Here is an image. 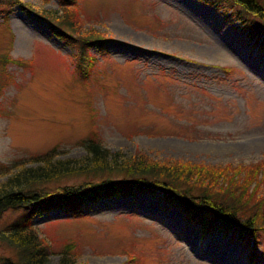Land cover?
<instances>
[{
    "label": "rangeland",
    "instance_id": "1",
    "mask_svg": "<svg viewBox=\"0 0 264 264\" xmlns=\"http://www.w3.org/2000/svg\"><path fill=\"white\" fill-rule=\"evenodd\" d=\"M22 1L58 12L65 4ZM77 3L85 23L109 36L104 52L89 49L98 59L96 68L89 64L90 79L76 77L77 44L48 20L17 3L0 10V54L27 64H0V81L10 79L0 89V181L53 147L58 158L81 157L83 140L96 131L104 146L126 155L260 163L264 194V35L250 32L222 0ZM222 34L232 49L222 47ZM84 209L80 216L60 207L32 216L51 239L53 263L71 242L83 264H125L130 252L137 258L129 264H264V233L255 242L233 229L204 228L159 190L101 196ZM16 215L5 211L0 225Z\"/></svg>",
    "mask_w": 264,
    "mask_h": 264
},
{
    "label": "trees",
    "instance_id": "2",
    "mask_svg": "<svg viewBox=\"0 0 264 264\" xmlns=\"http://www.w3.org/2000/svg\"><path fill=\"white\" fill-rule=\"evenodd\" d=\"M64 1L61 12L33 5L32 9L22 0H0V10L8 12L17 3L27 12L48 20L53 32L77 44L73 61L79 70L76 77L90 79L94 71L89 64L96 68L98 59L89 49L95 46L100 53L104 52L109 36L85 23L78 0ZM221 5L230 7V14L239 18L250 32L264 35V0H222ZM9 61L27 65L25 59L0 54L1 65ZM225 70L228 72L230 68ZM8 78L3 76L2 80L7 82ZM93 134L97 135L96 131L83 140L86 154L81 157L58 158L53 147L34 153L30 159L35 164H22L0 181V219L5 211L18 212L0 225V264H83L77 260L71 242L53 263L51 239L32 224V216L53 207L80 216L87 201L101 196L131 195L137 190L161 191L165 200L201 220L204 228L233 229L241 236L251 235L255 242L258 234L264 233V194L257 178L260 163L222 166L155 158L141 150L126 155L104 146ZM70 177L79 179L59 183ZM253 181L255 184L250 188ZM131 257L125 264L134 261L137 255L130 252L128 258Z\"/></svg>",
    "mask_w": 264,
    "mask_h": 264
},
{
    "label": "bare ground",
    "instance_id": "3",
    "mask_svg": "<svg viewBox=\"0 0 264 264\" xmlns=\"http://www.w3.org/2000/svg\"><path fill=\"white\" fill-rule=\"evenodd\" d=\"M220 37H221V44H222V47L224 48V49H232L231 48V46H230V44H229V42L227 41V38L222 34V36L220 35ZM251 146H253V145H246V147H251ZM137 194H141L140 192H137ZM148 195V194H147ZM130 197H131V195H129ZM132 196H134V195H132ZM188 243H189V245L190 246H192L193 247V243H192V241L191 240H189L188 241ZM225 253V252H224ZM218 261H220V262H222L223 263V261H222V259H220L217 255H215L214 256Z\"/></svg>",
    "mask_w": 264,
    "mask_h": 264
}]
</instances>
